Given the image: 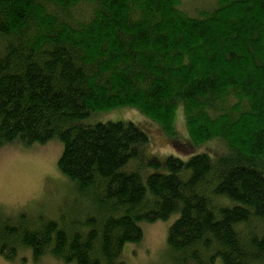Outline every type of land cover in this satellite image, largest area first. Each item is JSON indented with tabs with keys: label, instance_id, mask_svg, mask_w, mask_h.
Instances as JSON below:
<instances>
[{
	"label": "trees",
	"instance_id": "obj_1",
	"mask_svg": "<svg viewBox=\"0 0 264 264\" xmlns=\"http://www.w3.org/2000/svg\"><path fill=\"white\" fill-rule=\"evenodd\" d=\"M180 1L0 0V149L57 141L86 202L67 221L0 212L5 261L125 264L144 224L174 218L172 263L264 264V0ZM120 108L187 158L147 156L131 122L85 123Z\"/></svg>",
	"mask_w": 264,
	"mask_h": 264
},
{
	"label": "rangeland",
	"instance_id": "obj_2",
	"mask_svg": "<svg viewBox=\"0 0 264 264\" xmlns=\"http://www.w3.org/2000/svg\"><path fill=\"white\" fill-rule=\"evenodd\" d=\"M212 1L181 0L180 6L187 12L191 9L198 10L197 7H209ZM119 121L131 122L146 132L149 139L147 156L151 155L158 159H163L167 155L187 158L179 154L182 148L175 149L165 144V135L162 134L159 126L135 109L120 108L101 111L86 119L85 123ZM174 129L181 143L189 140L181 108H177L175 112ZM216 146L217 143H213L211 148L215 149ZM60 154L61 146L57 141L30 148L12 145L0 149V212L12 215L24 210L30 213L37 212L41 214V217L61 219L62 216V219L67 221L70 219V210L73 212V209L79 205L84 207L86 203L84 199L77 196L73 185L57 170ZM149 169L151 171L150 167ZM149 169L145 168L148 173ZM77 213V211L73 212L71 216ZM173 219L144 224L141 242L128 246L124 250L123 262L125 264H174L165 256L167 228ZM0 264L62 263L49 256L33 262L31 253L26 252L20 254L13 262H7L0 256Z\"/></svg>",
	"mask_w": 264,
	"mask_h": 264
}]
</instances>
